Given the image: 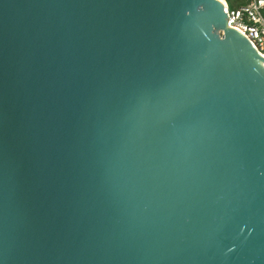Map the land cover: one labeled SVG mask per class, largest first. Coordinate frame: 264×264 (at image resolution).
I'll use <instances>...</instances> for the list:
<instances>
[{"label": "water", "instance_id": "obj_1", "mask_svg": "<svg viewBox=\"0 0 264 264\" xmlns=\"http://www.w3.org/2000/svg\"><path fill=\"white\" fill-rule=\"evenodd\" d=\"M224 0H0V264H264V55Z\"/></svg>", "mask_w": 264, "mask_h": 264}, {"label": "built area", "instance_id": "obj_2", "mask_svg": "<svg viewBox=\"0 0 264 264\" xmlns=\"http://www.w3.org/2000/svg\"><path fill=\"white\" fill-rule=\"evenodd\" d=\"M264 0H254L247 6L230 10L225 6L229 26L244 34L264 55Z\"/></svg>", "mask_w": 264, "mask_h": 264}, {"label": "trees", "instance_id": "obj_3", "mask_svg": "<svg viewBox=\"0 0 264 264\" xmlns=\"http://www.w3.org/2000/svg\"><path fill=\"white\" fill-rule=\"evenodd\" d=\"M230 10H236L241 7L247 6L254 0H224ZM264 14V9H263Z\"/></svg>", "mask_w": 264, "mask_h": 264}]
</instances>
